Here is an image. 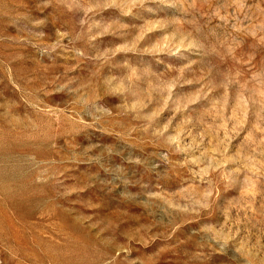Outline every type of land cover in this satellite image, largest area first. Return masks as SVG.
I'll use <instances>...</instances> for the list:
<instances>
[{
	"label": "rangeland",
	"instance_id": "374dc122",
	"mask_svg": "<svg viewBox=\"0 0 264 264\" xmlns=\"http://www.w3.org/2000/svg\"><path fill=\"white\" fill-rule=\"evenodd\" d=\"M0 264H264V0H0Z\"/></svg>",
	"mask_w": 264,
	"mask_h": 264
}]
</instances>
